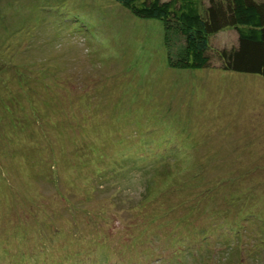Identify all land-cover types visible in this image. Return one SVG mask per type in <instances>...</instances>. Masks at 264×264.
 <instances>
[{
  "label": "rangeland",
  "instance_id": "rangeland-1",
  "mask_svg": "<svg viewBox=\"0 0 264 264\" xmlns=\"http://www.w3.org/2000/svg\"><path fill=\"white\" fill-rule=\"evenodd\" d=\"M163 30L0 0V264H264V79L172 68Z\"/></svg>",
  "mask_w": 264,
  "mask_h": 264
},
{
  "label": "trees",
  "instance_id": "trees-1",
  "mask_svg": "<svg viewBox=\"0 0 264 264\" xmlns=\"http://www.w3.org/2000/svg\"><path fill=\"white\" fill-rule=\"evenodd\" d=\"M112 1L138 19L162 23L170 67L200 70L217 62L216 67L223 71L264 79V0ZM224 31H234L237 43L216 50L213 41ZM219 185L222 183L212 185L207 192Z\"/></svg>",
  "mask_w": 264,
  "mask_h": 264
},
{
  "label": "bare ground",
  "instance_id": "bare-ground-1",
  "mask_svg": "<svg viewBox=\"0 0 264 264\" xmlns=\"http://www.w3.org/2000/svg\"><path fill=\"white\" fill-rule=\"evenodd\" d=\"M109 67V66H108ZM110 69V68H109ZM255 123H256V121H255ZM23 153V152H22Z\"/></svg>",
  "mask_w": 264,
  "mask_h": 264
}]
</instances>
